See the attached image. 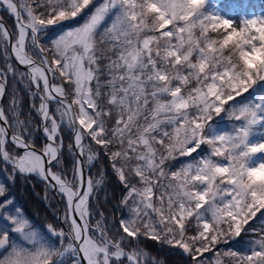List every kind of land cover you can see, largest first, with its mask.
I'll list each match as a JSON object with an SVG mask.
<instances>
[{"label": "snow or ice", "instance_id": "1", "mask_svg": "<svg viewBox=\"0 0 264 264\" xmlns=\"http://www.w3.org/2000/svg\"><path fill=\"white\" fill-rule=\"evenodd\" d=\"M205 4L0 0L14 18L12 30L0 19V98L20 81L44 135L37 145L13 90L0 105V264H160L142 239L190 264H264V15L235 23ZM109 172L119 217L100 207ZM17 177L43 184L52 222L17 205ZM242 234L245 252L221 248Z\"/></svg>", "mask_w": 264, "mask_h": 264}, {"label": "trees", "instance_id": "2", "mask_svg": "<svg viewBox=\"0 0 264 264\" xmlns=\"http://www.w3.org/2000/svg\"><path fill=\"white\" fill-rule=\"evenodd\" d=\"M211 6L210 3L206 2L205 7ZM217 6L220 8L221 12L227 16L229 19H234L235 23H238L236 21V18L238 21H240L241 15H240V9L242 7H253V8H261L264 11V0H221L217 4ZM4 19L6 20L7 24L12 29L13 22L11 19L8 18L7 13L4 11L1 12ZM0 63L3 65L4 61L2 58H0ZM14 63V62H13ZM8 95L3 97L2 100V106L6 108V105L10 103L11 96L13 90H16L19 94V100H20V112H21V119L30 120L31 121V128L34 129V139L40 130V117L37 115L35 110L31 107V104L35 102L36 104L39 103V100L36 99L33 101V98L31 97L30 93L24 89V87L21 85V82L18 80H14L9 77L8 80ZM30 117V118H29ZM226 118V117H224ZM68 135V134H67ZM38 138L41 139L38 135ZM65 143L68 142V136H65ZM38 145V143H37ZM104 162L101 161V164ZM0 166H3L2 163H0ZM96 169L93 168L92 171ZM5 179V176L2 172H0V181H3ZM108 187L109 192L112 195V200L109 201L110 205L116 203L118 204V198L121 194V187L119 183L116 181L115 177L111 175L109 172V178H108ZM44 189L43 184L35 178L30 179H22L20 177L16 178V182L14 186L11 188V192L13 196L15 197L16 203L18 206L22 207L23 210L28 214L29 217L33 218L37 224H41V220L43 221L44 218L49 222H52V215L48 208L45 207L42 200H39L38 193H41ZM105 208L103 210L106 212V214L110 217H119L121 212L116 211L114 205H113V211L110 210V207H108L107 204H104ZM259 215V214H258ZM261 225L259 223H252V228H259ZM252 234L245 235L242 234L239 238H237L234 242H230V249L234 251H238L243 249L247 246V242L252 240ZM141 244L148 250H150V253L153 254L159 261L160 264H190V261L186 254H182V252L175 247L172 246H165L160 245L158 242L152 241V240H141ZM229 250V248H228ZM226 264H232L231 259L226 257L225 260Z\"/></svg>", "mask_w": 264, "mask_h": 264}, {"label": "rangeland", "instance_id": "3", "mask_svg": "<svg viewBox=\"0 0 264 264\" xmlns=\"http://www.w3.org/2000/svg\"><path fill=\"white\" fill-rule=\"evenodd\" d=\"M219 1H220V0H206V2L210 3V5H211V6H207L206 9L209 10V11H214L215 13L219 14L220 16L229 19L227 16H225V15L221 12L220 8L217 6V4L219 3ZM1 10L4 11L3 6H0V11H1ZM240 15H241V17L243 16V17H245V18H251V17H255V16H261V15H264V12H263L261 9L258 10V9H254V8H252V7H242V8H241ZM7 16H8V18L11 19L12 22H13V25H12V29H13V26H14V19H13V17H12L11 15H9V14H7ZM232 20L234 21V19H232ZM236 21L239 22L237 18H236ZM12 29H11V30H12ZM8 105H9V103L6 105V108L8 107ZM19 111H20V109H19ZM221 116H222L223 118H216L217 121H218V122H217V127L226 130V129L229 128V126H230L233 122L230 121V120H228L227 117L224 118L225 116H224L223 113L221 114ZM29 118H30V117H29ZM40 134H41V133H40ZM40 134H39V132H38L37 135H36V137H35V141H36V143H38V145H39V144L42 142V140L44 139V137H43L42 135H41V139L38 138V135L40 136ZM65 136H68V135H67V132H65ZM253 138L255 139L256 137H253ZM204 151H207L206 146L204 147ZM201 154H203V153H201ZM196 155H197V153H193L191 158H195ZM191 158H190V157H181V158H179L178 160L174 161V162H173V168H172V170H176V168L180 167V165H181L183 162H185V161H187V160H189V159H191ZM95 171H96V169L93 170V172H95ZM106 194H107V196H108V199H105ZM37 195H38L39 200H42V202L44 203L45 207L48 208V209L50 210V212H51V209H50L49 206H48V201H46L45 198H44V197H45V190L43 189V191H42L41 193H38ZM49 195H50V194H49ZM99 199H100V207H101L102 209L105 208L104 204H107L108 207H110V210L113 211V205H114L116 211L119 212L120 209H119L118 206H117L118 204L114 203V204L110 205V203H109V201L112 200V195H111L110 192H109L108 183L104 186L103 190L100 192V194H99ZM104 210H105V209H104ZM45 223H48V221L46 220V218H44L43 221L41 220V224H45ZM252 236H253V235H252ZM252 239H253V237H252ZM230 247H231L230 244H227V245H221V248H223L225 251H227L228 248L230 249ZM247 247H248V244H247L246 247H244V248L241 249V250H238L237 252H245L246 249H247ZM175 248H176V247H175ZM151 255H152L153 258L157 259L153 254H151ZM222 259H223V264H226V262H225L226 257H223ZM157 260H158V259H157Z\"/></svg>", "mask_w": 264, "mask_h": 264}, {"label": "water", "instance_id": "4", "mask_svg": "<svg viewBox=\"0 0 264 264\" xmlns=\"http://www.w3.org/2000/svg\"><path fill=\"white\" fill-rule=\"evenodd\" d=\"M3 9H4V8H3ZM6 12H7V11H6ZM7 13H8V12H7ZM0 19H2L3 23L7 26V28H8L9 30H11V29L9 28L8 24L6 23V21L4 20V18L2 17L1 13H0ZM13 19H14V18H13ZM13 62L15 63V61H13ZM2 100H3V98H0V105H2ZM41 135L44 137L42 131H41Z\"/></svg>", "mask_w": 264, "mask_h": 264}, {"label": "flooded vegetation", "instance_id": "5", "mask_svg": "<svg viewBox=\"0 0 264 264\" xmlns=\"http://www.w3.org/2000/svg\"><path fill=\"white\" fill-rule=\"evenodd\" d=\"M2 12V10L0 11V13ZM5 13H7L6 11H4ZM8 14V13H7ZM1 15H2V13H1ZM3 16V15H2Z\"/></svg>", "mask_w": 264, "mask_h": 264}]
</instances>
